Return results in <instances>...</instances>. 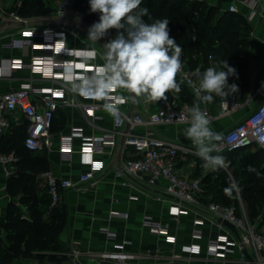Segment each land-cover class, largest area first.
Masks as SVG:
<instances>
[{"label": "crops", "instance_id": "0c3cea01", "mask_svg": "<svg viewBox=\"0 0 264 264\" xmlns=\"http://www.w3.org/2000/svg\"><path fill=\"white\" fill-rule=\"evenodd\" d=\"M16 1L18 0H14V2ZM199 1L218 7L220 13L229 10V6L234 4L238 9L237 12L241 13L248 21L251 26L247 50L251 86L256 82L264 64V0ZM10 2L11 0H7V3ZM43 2L50 8V11L41 16L29 17L32 19L30 25L49 28L53 24L44 20L53 15L56 0H43ZM23 27L25 26L18 24L0 26V91L2 92L18 90L26 84H31L36 90L54 88L60 92H66V85H71L66 83L65 77L70 73L71 65L75 61L82 60L72 56L74 49L98 50L96 59L86 64L102 65L104 63L103 48L97 42L88 39V29H82V40L68 37L66 45L60 48L54 56L59 64L55 73L63 76L64 79L51 80L46 77V73H48L46 69L37 67L39 69L33 70L29 66L33 57L44 55V50L39 45L44 40L41 33H38L34 38L37 43L35 47L25 50L10 47L12 40L23 38L21 33ZM21 62L22 64H20ZM210 64V67H214L211 61ZM177 83L180 86V91L171 93L181 103L189 107L196 104L182 83L178 81ZM67 94L69 99L79 103L91 102L87 95H81L75 91ZM117 94L126 100V103L121 105V109L128 115L136 113L148 115L157 108L156 102H146L143 97H134L126 90L120 89ZM62 99L60 98V100ZM94 101L98 105V118L95 120L89 119L78 107L62 106L54 120L53 147L44 151L49 159V171L58 178L73 182H78L81 175L89 170L92 159L105 163V169L97 175L95 184H82L78 188L62 192L59 205L66 215V221L60 234L59 250L53 253L57 259L50 263L116 264L114 261L101 259L98 254L112 252L118 246H123L126 252L136 255V258L124 264H168L173 254L182 256L180 264H242L241 253L237 250L234 253H227L225 259H217L209 255L208 248L212 240L219 236H228L230 240H233L235 233L223 223H212V217L205 209H192L188 214L176 217L172 215L174 202L164 193V181H161L158 187L137 184L123 186L116 175V170L119 167L118 151L114 152L109 148H103L101 153L95 155L83 152L84 149L97 145L105 134L112 130V114L104 107L105 99L95 98ZM209 106L212 114L217 117L220 105L215 96L213 101L209 102ZM240 118V113L216 118L210 123V127L213 131L221 133ZM188 126V124L163 125L156 127L152 133L181 144L191 145V141L186 140L183 135L184 129ZM15 128L21 129L22 133L26 132V121L23 116L18 115L15 119H11V128L7 132L10 134ZM73 128L82 130L84 136L74 137L70 140ZM3 135L0 136V151ZM122 141V138L119 137L120 145ZM69 146L73 150L70 157L62 152L63 148ZM44 152L37 154L41 155ZM202 167L203 169H201ZM178 170L182 175H191L202 179L208 177L211 172L210 169L209 172L208 168L203 166V161L195 154H190L187 157L181 156ZM7 180L0 164V216L2 222L5 221L7 207L11 200L6 193ZM204 183L207 187V198L213 199L214 193H208V182ZM39 188L41 194L46 192L44 187L39 186ZM122 214H127L128 218L120 217ZM198 221L202 224H197ZM150 222L167 226L170 237H175L176 242L173 243L166 236L155 234L151 229ZM106 231L114 233L116 237L109 238ZM188 247H194V252L187 251ZM76 250L81 253L78 259L72 256L73 251Z\"/></svg>", "mask_w": 264, "mask_h": 264}, {"label": "built area", "instance_id": "2783aa9c", "mask_svg": "<svg viewBox=\"0 0 264 264\" xmlns=\"http://www.w3.org/2000/svg\"><path fill=\"white\" fill-rule=\"evenodd\" d=\"M79 0H56L53 15L44 21L52 23V27L42 28L30 25L32 19L19 14V9L23 6V0L7 3V0H0V23L18 24L22 28V39L12 40L10 47L14 49H28L35 47L37 43L34 38L41 33L44 40L39 45L44 50L43 56L33 57L29 63L33 70L46 69V77L51 80L64 79L55 73L59 64L54 56L56 52L66 45L68 37L75 40H82V29H89L91 24L88 21V12L78 7ZM229 11L237 12L236 6L230 5ZM54 21L64 23L57 24ZM68 22L69 24H65ZM114 38L111 30L97 43L103 45ZM89 50L74 49L72 56L82 59ZM98 56V50H92ZM96 56V57H97ZM182 68L177 75V79L189 91L195 103H199L202 110L208 114L210 122L216 118L233 116L240 113L241 118L220 134L222 140L217 142V150L212 155H221L225 158L227 166L230 162L226 154L239 149L258 147L264 150V143L259 140V136L264 135V64L259 72L257 80L250 86L247 97L244 101H239L235 95L226 97L225 102L216 97L219 101L220 111L215 117L210 109L209 102H201L195 95V89L199 85V69H191L187 64V59L182 52ZM22 64V62L20 63ZM98 65H87L81 61H75L70 67V73L91 75ZM69 74V73H68ZM65 91H58L54 88L36 90L31 84H26L18 90L9 92L0 91V136L11 128V119L18 115L24 117L26 121V137L24 146L28 151L40 153L50 150L54 144L53 126L59 109L64 105H71L83 110L85 115L95 120L98 118V105L93 97L88 96L90 103H79L68 98V92H72L71 86L66 85ZM118 90H113L110 96L105 99L106 103L115 104L118 114L112 115L113 125L111 132L97 143L83 150L84 153L95 155L101 153L103 148L119 153V167L116 170L117 178L123 186L132 184L146 187H158L161 181L165 182L164 193L174 202V213L179 217L188 214L192 209H205L212 217V223H222L226 221L232 224L238 231V235L230 240L228 236H219L210 242L208 253L217 259H225L227 253H234L236 250L241 253L242 264H264V225L261 226L259 219L252 221L249 219L246 206L240 203L239 206L224 204L214 201L206 196L204 183L201 178L179 173L178 164L181 156L187 157L195 154V149L191 145L175 142L169 138L154 135L152 131L163 125H183L188 124L187 120H182L181 116L190 115L188 105L181 103L178 98L169 92L167 100L157 102L154 112L144 115L136 113L126 114L121 105L126 103L124 98L117 94ZM60 98L62 100H60ZM104 104V105H105ZM83 131L73 128L70 140L74 137H83ZM119 137L122 144H119ZM66 156H71L72 147L62 149ZM19 157L15 151L2 153L0 151V164L3 168L5 179H9L17 169ZM105 169L103 161L92 159L89 170L81 175L78 182L58 178L52 172H43L38 176L39 186L44 187L52 200V205H58L61 201L62 192L71 188H78L82 184L96 183L97 175ZM120 217L127 219V214ZM201 223L202 222H197ZM150 226L155 234L166 236L173 243L175 237H170L167 226L160 223H151ZM108 237L114 239L116 235L106 231ZM233 247V248H231ZM194 247H188L187 251L194 252ZM246 251L252 260H248ZM80 251H73L75 259L80 257ZM98 257L103 260L114 261L116 264H124L134 258L135 254L128 253L123 246H118L112 252L99 253ZM182 256L173 254L168 264H180ZM51 264V263H45Z\"/></svg>", "mask_w": 264, "mask_h": 264}, {"label": "trees", "instance_id": "16d2710c", "mask_svg": "<svg viewBox=\"0 0 264 264\" xmlns=\"http://www.w3.org/2000/svg\"><path fill=\"white\" fill-rule=\"evenodd\" d=\"M77 5L88 12L91 25L98 21L99 14L90 11L89 0H79ZM141 7L148 8L153 20H170V36L182 47L189 68L200 70L199 76L210 67V61L220 70V62L226 60L236 70V75L229 76L228 83L238 85L235 96L239 101L245 100L250 89L247 50L251 26L241 13L229 10L220 13L218 7L199 0H142ZM49 11L43 0H23L19 14L31 18ZM144 19L152 22L147 16ZM111 33L115 38L117 30L111 29ZM3 136L1 152L15 151L19 162L15 173L7 180L6 193L11 200L4 222L0 216V264L50 263L57 259L53 253L59 250L66 215L59 204L52 205L47 190L40 193L38 176L49 171L48 156L45 152L39 155L28 151L24 146L26 132L22 133L21 129L15 128ZM225 156L237 188L232 187V180L224 171H219L220 175L209 173L202 181L212 180L209 191L215 195L213 200L226 206H239L238 192L255 221L264 208V150L255 146ZM229 188H232L230 195L226 191Z\"/></svg>", "mask_w": 264, "mask_h": 264}, {"label": "clouds", "instance_id": "9594fccd", "mask_svg": "<svg viewBox=\"0 0 264 264\" xmlns=\"http://www.w3.org/2000/svg\"><path fill=\"white\" fill-rule=\"evenodd\" d=\"M141 4L142 0H89L90 11L98 13L99 19L89 27L88 39L97 42L111 29H116L117 35L103 45L104 63L98 65L91 75H66L65 81L73 91L96 99H107L113 90L123 89L134 97L156 103L167 100L169 92L180 91L176 77L182 68L180 57L183 49L170 36V20H153L148 8L141 7ZM146 16L151 23L144 19ZM96 56L89 50L81 62L88 63ZM220 64V70L208 67L200 75L195 95L201 102H212L214 96L225 102L226 97L238 93V85L228 83L229 76L236 75V70L226 60ZM104 107L112 115L118 114L115 104L106 103ZM187 112L190 119L181 116L189 125L183 135L191 141L195 155L203 161L205 168L212 171L226 167L223 156L212 155L222 136L210 127L207 112L199 103L188 108ZM259 140L264 143V135L259 136ZM226 191L230 195L232 188Z\"/></svg>", "mask_w": 264, "mask_h": 264}, {"label": "rangeland", "instance_id": "374dc122", "mask_svg": "<svg viewBox=\"0 0 264 264\" xmlns=\"http://www.w3.org/2000/svg\"><path fill=\"white\" fill-rule=\"evenodd\" d=\"M12 1H14V0H11V2ZM19 1V0H18ZM38 16H41V14H39ZM233 159V156H230V158H229V160H232ZM201 169H203V167L201 168ZM208 171H209V169H208ZM219 171H224V172H226V173H228V175H229V177L231 178V180H232V187H233V185H235L236 187H235V189L237 188V182H236V178H234V174H233V171L230 169V167H228L227 169H224V168H220V169H218V170H216V171H212L211 170V172L210 173H213V172H217L218 174H219ZM220 172V173H221ZM203 174V173H202ZM220 175V174H219ZM221 177V176H220ZM202 179V178H201ZM212 180L211 179H209L208 180V193H210V191H209V189L212 187V182H211ZM204 189H205V191H206V189H207V187H206V184L204 183ZM237 194H236V196H237V198H238V200H239V204L242 202L241 200V196H240V194L238 193V192H236ZM242 203H244V202H242ZM246 212H247V215H248V217H249V219L250 220H252L253 218H255L254 216H252L251 214H250V212H248V210H247V208H246ZM257 219H259V221H260V223H262V222H264V208H263V210H261L260 212H259V214H258V217L256 218V220Z\"/></svg>", "mask_w": 264, "mask_h": 264}, {"label": "water", "instance_id": "95a60500", "mask_svg": "<svg viewBox=\"0 0 264 264\" xmlns=\"http://www.w3.org/2000/svg\"><path fill=\"white\" fill-rule=\"evenodd\" d=\"M55 23H57V24H62V23H64V22H62V21H54ZM65 24H69L68 22H65ZM6 25H8V23H1V27H5ZM226 227H228L230 230H232L234 233H235V235H238V231H237V229L232 225V224H230V223H228V222H226V221H223L222 222ZM244 253H245V255H246V257H247V259L248 260H252V258L250 257V255L246 252V251H244Z\"/></svg>", "mask_w": 264, "mask_h": 264}]
</instances>
